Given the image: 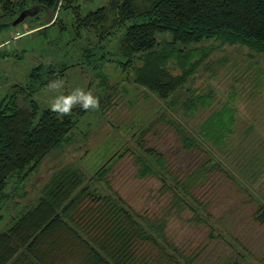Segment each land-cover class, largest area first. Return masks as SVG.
<instances>
[{
  "label": "trees",
  "instance_id": "1",
  "mask_svg": "<svg viewBox=\"0 0 264 264\" xmlns=\"http://www.w3.org/2000/svg\"><path fill=\"white\" fill-rule=\"evenodd\" d=\"M79 1L0 0L1 16L10 22L24 9L37 6L36 13L46 10L48 19L35 28L45 31L53 25L59 27L55 42L63 34L72 33L70 40H65L75 50L70 57L77 64L101 69L93 74L97 78V95L108 88L105 80L111 75L106 70L101 74V67L111 62L122 68L133 84L166 102L200 63L193 60L190 49L183 47L221 39L264 53V0H108L85 13L80 12ZM68 8L73 11L69 22L58 13ZM90 28L98 34L91 45L81 41L83 29ZM159 34L170 36L163 40L160 49ZM170 60L176 61L179 73L172 74L166 68ZM72 65L58 57L40 63L31 69L25 85H12L15 91L10 89L7 97L0 100V207L14 177L28 175L48 153L66 144L86 112L77 105L69 115L61 116L50 108L39 110L34 99L20 102L27 90L32 94L49 88L52 81L63 80ZM190 104L195 106L191 101ZM101 107L99 103L103 114ZM230 114L217 110L206 117L199 128L205 143H224L231 130ZM162 122L173 127L183 151L204 157L187 170H174V158L142 141L145 133ZM142 131L136 141L139 151L133 154L138 167L136 177H156L162 190L170 192L172 208L177 211L185 206L193 211L196 220L207 221V203L195 191L223 168L210 162L200 142L187 135L180 122L165 114L150 117ZM126 152L127 148H118L107 155L89 176L81 167L71 164L52 173L36 202L13 215L12 222L0 230V264H256L253 252L216 232L214 226L207 232L206 243L187 251L166 236L165 217H149L130 208L107 178L113 164ZM94 177L107 186L108 192L90 187ZM254 217L264 225V205L260 202ZM217 239L228 255L210 262L200 260L204 248Z\"/></svg>",
  "mask_w": 264,
  "mask_h": 264
},
{
  "label": "rangeland",
  "instance_id": "2",
  "mask_svg": "<svg viewBox=\"0 0 264 264\" xmlns=\"http://www.w3.org/2000/svg\"><path fill=\"white\" fill-rule=\"evenodd\" d=\"M107 2L80 0V12L85 13ZM58 13L68 22L73 18L70 8ZM48 17L49 13L41 10L13 25L14 19L9 22L8 18L1 16L0 9V100L7 97L10 89L15 91L12 85H25L33 67L58 57L73 64L62 80L63 87L58 91L40 88L32 94L27 90L25 97L20 96V102L34 99L42 110L49 108L56 95H67L75 88H82L98 97L104 115L99 108L87 110L79 118L73 129L74 135L66 144L48 153L28 175L14 177L0 207V215H3L0 230L12 222L13 215H19L36 202L43 185L56 170L71 164L81 167L89 176L107 155L118 148H127L125 155L113 164L107 178L111 188L127 201L130 208L149 217H165L166 236L187 251L206 243L207 232L214 226L216 232L239 241L246 250L253 252L252 260L256 264H264V225L254 217L259 202L264 205V53L245 44H228L221 39L203 40L183 47L184 50L190 49L193 60L200 63L166 102L133 84L122 68L120 70L111 62L101 67V74L106 70L111 75L105 80L108 88L97 95V78L93 74L101 69L77 64L70 57L75 52L72 44L65 42L71 38L70 31L55 42L59 27L53 25L45 31L35 28ZM92 29H83V43L89 41L91 45L96 40L97 30ZM157 39L160 49L163 40L170 39V36L159 34ZM166 68L172 74L180 72L175 60H170ZM17 104L20 105L19 97ZM217 110L231 113L232 125L224 143L214 146L205 143L199 135V128L206 117ZM158 114L180 122L184 132L200 142L210 162L223 168L217 170L202 189L195 191L197 197L207 203V221L196 220L193 211L185 206L177 211L172 208L170 192L162 190L156 177H136L138 167L133 156L139 151L136 141L141 138L149 118ZM142 141L174 158L172 167L177 171L187 170L193 162L204 157L200 153L183 151L173 127L163 122L145 133ZM96 178L89 182L90 187L108 192L107 186ZM191 202L195 205L194 200ZM194 207L199 209L196 205ZM227 255L226 247H222L217 239L204 248L200 260L210 262Z\"/></svg>",
  "mask_w": 264,
  "mask_h": 264
},
{
  "label": "clouds",
  "instance_id": "3",
  "mask_svg": "<svg viewBox=\"0 0 264 264\" xmlns=\"http://www.w3.org/2000/svg\"><path fill=\"white\" fill-rule=\"evenodd\" d=\"M63 81H52L49 84V90L58 91L63 87ZM79 105L83 110H96L99 108V99L91 91H85L82 88H75L67 95L58 94L52 98L49 108L58 115H69L73 107Z\"/></svg>",
  "mask_w": 264,
  "mask_h": 264
},
{
  "label": "water",
  "instance_id": "4",
  "mask_svg": "<svg viewBox=\"0 0 264 264\" xmlns=\"http://www.w3.org/2000/svg\"><path fill=\"white\" fill-rule=\"evenodd\" d=\"M38 11V7L34 6L33 8H27L22 10L17 17L13 20L12 24L16 25L18 24L20 21H22L26 16H32L34 15L36 12Z\"/></svg>",
  "mask_w": 264,
  "mask_h": 264
}]
</instances>
